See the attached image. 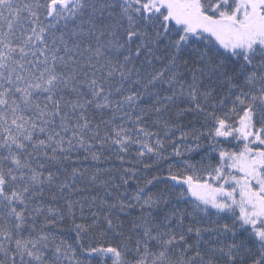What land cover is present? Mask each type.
Listing matches in <instances>:
<instances>
[{
	"label": "snow or ice",
	"instance_id": "obj_1",
	"mask_svg": "<svg viewBox=\"0 0 264 264\" xmlns=\"http://www.w3.org/2000/svg\"><path fill=\"white\" fill-rule=\"evenodd\" d=\"M0 264H264V0H0Z\"/></svg>",
	"mask_w": 264,
	"mask_h": 264
}]
</instances>
